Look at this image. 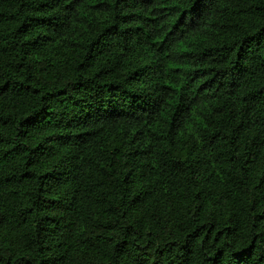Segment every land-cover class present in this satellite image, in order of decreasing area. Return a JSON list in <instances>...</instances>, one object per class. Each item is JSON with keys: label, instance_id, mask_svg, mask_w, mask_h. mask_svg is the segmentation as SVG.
<instances>
[{"label": "trees", "instance_id": "1", "mask_svg": "<svg viewBox=\"0 0 264 264\" xmlns=\"http://www.w3.org/2000/svg\"><path fill=\"white\" fill-rule=\"evenodd\" d=\"M0 264H264V0H0Z\"/></svg>", "mask_w": 264, "mask_h": 264}]
</instances>
